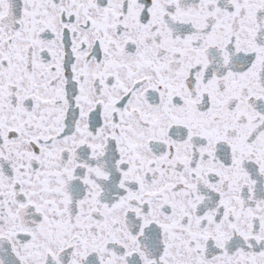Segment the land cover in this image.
Here are the masks:
<instances>
[{
	"label": "snow or ice",
	"instance_id": "1",
	"mask_svg": "<svg viewBox=\"0 0 264 264\" xmlns=\"http://www.w3.org/2000/svg\"><path fill=\"white\" fill-rule=\"evenodd\" d=\"M0 264H264V0H0Z\"/></svg>",
	"mask_w": 264,
	"mask_h": 264
}]
</instances>
